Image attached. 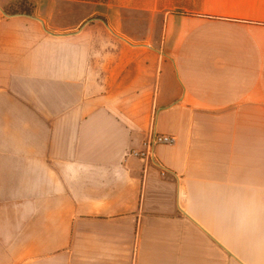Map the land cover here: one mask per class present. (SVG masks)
<instances>
[{
  "label": "crops",
  "instance_id": "1",
  "mask_svg": "<svg viewBox=\"0 0 264 264\" xmlns=\"http://www.w3.org/2000/svg\"><path fill=\"white\" fill-rule=\"evenodd\" d=\"M4 2L0 264H264V0Z\"/></svg>",
  "mask_w": 264,
  "mask_h": 264
},
{
  "label": "built area",
  "instance_id": "2",
  "mask_svg": "<svg viewBox=\"0 0 264 264\" xmlns=\"http://www.w3.org/2000/svg\"><path fill=\"white\" fill-rule=\"evenodd\" d=\"M174 143L173 137L152 133L143 143V151L140 153V156L143 159H148L154 155V150L158 145H173Z\"/></svg>",
  "mask_w": 264,
  "mask_h": 264
},
{
  "label": "trees",
  "instance_id": "3",
  "mask_svg": "<svg viewBox=\"0 0 264 264\" xmlns=\"http://www.w3.org/2000/svg\"><path fill=\"white\" fill-rule=\"evenodd\" d=\"M17 6L16 9L14 10H9V11H5L3 10V13L7 16V17H13L16 15L19 16H32L33 11L35 9L34 3L32 2V0H19L17 2Z\"/></svg>",
  "mask_w": 264,
  "mask_h": 264
},
{
  "label": "rangeland",
  "instance_id": "4",
  "mask_svg": "<svg viewBox=\"0 0 264 264\" xmlns=\"http://www.w3.org/2000/svg\"><path fill=\"white\" fill-rule=\"evenodd\" d=\"M19 0H5V2H4V4L5 5H3L4 6V10L5 11H9V10H14V9H16V6H17V2H18ZM34 6H35V4H34ZM34 12V11H33Z\"/></svg>",
  "mask_w": 264,
  "mask_h": 264
}]
</instances>
